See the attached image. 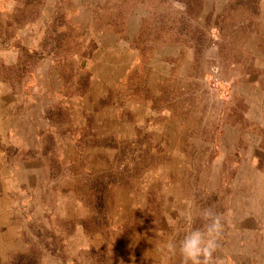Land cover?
I'll list each match as a JSON object with an SVG mask.
<instances>
[{
  "label": "rangeland",
  "instance_id": "1",
  "mask_svg": "<svg viewBox=\"0 0 264 264\" xmlns=\"http://www.w3.org/2000/svg\"><path fill=\"white\" fill-rule=\"evenodd\" d=\"M213 219L264 264V0H0V264H183Z\"/></svg>",
  "mask_w": 264,
  "mask_h": 264
},
{
  "label": "clouds",
  "instance_id": "2",
  "mask_svg": "<svg viewBox=\"0 0 264 264\" xmlns=\"http://www.w3.org/2000/svg\"><path fill=\"white\" fill-rule=\"evenodd\" d=\"M204 215L207 218L211 214L206 211ZM218 228V219H213L212 223L207 226L206 232L193 230L184 236L179 244L183 264H201V257L204 258V264H207V260L215 247L214 233L217 232ZM169 247L171 248V245Z\"/></svg>",
  "mask_w": 264,
  "mask_h": 264
}]
</instances>
